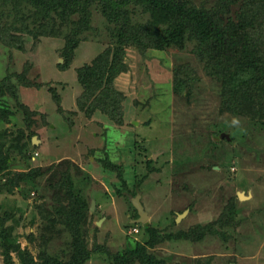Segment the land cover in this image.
<instances>
[{
	"label": "rangeland",
	"instance_id": "1",
	"mask_svg": "<svg viewBox=\"0 0 264 264\" xmlns=\"http://www.w3.org/2000/svg\"><path fill=\"white\" fill-rule=\"evenodd\" d=\"M193 1L212 16L222 5V0ZM223 4L226 10L228 4ZM237 9L232 4L220 25L225 27L228 17L236 21ZM147 21V15L133 18L138 24ZM93 25L95 31L81 43L68 69L59 68L64 63L60 40L35 44L32 39L23 52L0 42V83L10 77L14 86L0 98L10 112L1 114L5 107L0 105V133L6 134L7 145L21 136L22 146L30 143L33 155L29 161L15 149L11 170L40 172L34 186L22 184L15 194H0L1 210L10 212L6 226L14 227L18 241L11 251L15 264H20V248L38 262L44 253L70 260L71 228L47 221L57 204H69L67 175L90 205L81 227L91 253L84 264H115V255L137 243L147 246L151 236L146 228L159 235L149 252L168 264H264V125L227 111L224 101H229L232 81L213 73L216 64L210 70L201 62L196 47L206 45L191 38L162 51L128 47L124 72L113 81L121 94L123 124L99 111L87 117L76 105L82 91L77 71L111 46L106 20L98 12ZM26 71L34 87L21 85L19 73ZM183 78L189 83L178 93ZM138 194L148 220L133 234L138 213L132 200ZM236 200L238 215L224 228L217 226L219 234L180 237L218 221Z\"/></svg>",
	"mask_w": 264,
	"mask_h": 264
},
{
	"label": "trees",
	"instance_id": "2",
	"mask_svg": "<svg viewBox=\"0 0 264 264\" xmlns=\"http://www.w3.org/2000/svg\"><path fill=\"white\" fill-rule=\"evenodd\" d=\"M223 3L228 4L226 10ZM232 4L238 6L237 11L233 12V15L237 13L236 21L228 17L226 26H221ZM214 11L216 13L212 16L193 0H0V42L6 48L23 52L32 39L35 44L43 39L60 40L64 43L61 50L64 63L59 64V68L68 69L81 43L95 31V13L101 14L106 20L111 46L90 64L78 69L77 81L82 91L76 99V105L79 112L89 118L99 111L121 125L124 111L117 98L121 94H116L113 81L124 72L122 57L125 56V50L133 46L141 50L152 48L162 51L164 46H183L188 40H200L206 45L196 47L201 62L210 70L211 65L216 64L217 70L213 73L227 77L228 82L232 81L231 89L225 96L226 101H229H224L227 111L246 116L254 124L264 125V0H222L220 9ZM139 14L148 16L146 24L133 22V18ZM219 15L222 19L216 21L214 18ZM187 36L190 37L186 39ZM26 73H19L21 85L25 88L34 87L26 79ZM183 79L186 82H181V90L176 91L178 93L189 83V78ZM13 91L10 77L0 83V98ZM56 102L61 109V101ZM0 105L5 107L2 101ZM2 111L1 114H10L6 107ZM5 135L0 133V194L12 195L17 193L22 184L34 186L40 172H12L11 156L15 155V149H19L18 155L29 161L33 155L30 143L25 142L22 146L21 136L15 144L7 145L3 142ZM65 181L69 183V204L63 207L59 203L60 208L57 204L54 219L50 214L47 221L51 225L64 226L66 231L71 228L74 237L70 260L66 262L44 253L38 262L27 249L20 248L17 252L20 264H84L90 259L91 253L85 247L81 228L87 223L90 205L81 191L74 189L70 176L67 175ZM122 182L125 185L123 178ZM1 206V256L4 264H15L11 251L14 246H18V241L14 227L6 226L10 212H3ZM237 215L236 200L227 205L218 221L208 226H197L180 237L186 240L192 239V236L194 239L202 238L207 232L216 231L217 226L224 228L229 225ZM131 227L139 225L131 224ZM145 230L151 236L147 246L137 243L124 254L115 255L112 257L115 264H168L149 252V248L159 241V235L153 229ZM216 233L219 234V230Z\"/></svg>",
	"mask_w": 264,
	"mask_h": 264
},
{
	"label": "water",
	"instance_id": "3",
	"mask_svg": "<svg viewBox=\"0 0 264 264\" xmlns=\"http://www.w3.org/2000/svg\"><path fill=\"white\" fill-rule=\"evenodd\" d=\"M36 138L33 139V143L34 144H37V142L35 141ZM241 200L243 199H247V197L244 196V194H239ZM245 197V198H244ZM141 199V195L138 194V196L132 200V204L135 208V210L137 211L138 213V216H139V219H137L136 221H132L133 224H147V220H148V213L145 211V208L143 206V204L141 203L140 201ZM91 210L94 211L95 210V201H92L91 203ZM182 216H180L179 218H181Z\"/></svg>",
	"mask_w": 264,
	"mask_h": 264
},
{
	"label": "built area",
	"instance_id": "4",
	"mask_svg": "<svg viewBox=\"0 0 264 264\" xmlns=\"http://www.w3.org/2000/svg\"><path fill=\"white\" fill-rule=\"evenodd\" d=\"M38 156V154L36 153L35 154V157H37ZM131 233H133V234H137V233H139V228L138 227H134L132 230H131Z\"/></svg>",
	"mask_w": 264,
	"mask_h": 264
},
{
	"label": "clouds",
	"instance_id": "5",
	"mask_svg": "<svg viewBox=\"0 0 264 264\" xmlns=\"http://www.w3.org/2000/svg\"><path fill=\"white\" fill-rule=\"evenodd\" d=\"M238 123H239L238 119L237 118H234L233 121H232V124L236 125Z\"/></svg>",
	"mask_w": 264,
	"mask_h": 264
},
{
	"label": "flooded vegetation",
	"instance_id": "6",
	"mask_svg": "<svg viewBox=\"0 0 264 264\" xmlns=\"http://www.w3.org/2000/svg\"><path fill=\"white\" fill-rule=\"evenodd\" d=\"M137 219H139V216H138V214H137V216H136V219L135 220H133V221H136ZM132 221V220H131Z\"/></svg>",
	"mask_w": 264,
	"mask_h": 264
},
{
	"label": "bare ground",
	"instance_id": "7",
	"mask_svg": "<svg viewBox=\"0 0 264 264\" xmlns=\"http://www.w3.org/2000/svg\"><path fill=\"white\" fill-rule=\"evenodd\" d=\"M37 142V140H35ZM245 198V197H244Z\"/></svg>",
	"mask_w": 264,
	"mask_h": 264
}]
</instances>
